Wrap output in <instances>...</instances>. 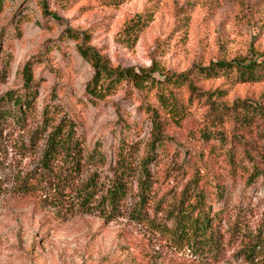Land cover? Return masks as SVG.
Here are the masks:
<instances>
[{
    "label": "clouds",
    "instance_id": "9594fccd",
    "mask_svg": "<svg viewBox=\"0 0 264 264\" xmlns=\"http://www.w3.org/2000/svg\"><path fill=\"white\" fill-rule=\"evenodd\" d=\"M0 264H264V0H0Z\"/></svg>",
    "mask_w": 264,
    "mask_h": 264
},
{
    "label": "trees",
    "instance_id": "16d2710c",
    "mask_svg": "<svg viewBox=\"0 0 264 264\" xmlns=\"http://www.w3.org/2000/svg\"><path fill=\"white\" fill-rule=\"evenodd\" d=\"M252 68H254V63H253V65H252V66H250V69H249V70H251Z\"/></svg>",
    "mask_w": 264,
    "mask_h": 264
}]
</instances>
